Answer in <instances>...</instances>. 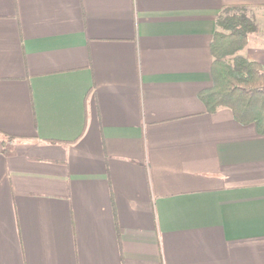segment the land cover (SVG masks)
Here are the masks:
<instances>
[{
	"label": "crops",
	"instance_id": "obj_1",
	"mask_svg": "<svg viewBox=\"0 0 264 264\" xmlns=\"http://www.w3.org/2000/svg\"><path fill=\"white\" fill-rule=\"evenodd\" d=\"M225 10L264 0H0V264H264V135L199 97Z\"/></svg>",
	"mask_w": 264,
	"mask_h": 264
},
{
	"label": "trees",
	"instance_id": "obj_2",
	"mask_svg": "<svg viewBox=\"0 0 264 264\" xmlns=\"http://www.w3.org/2000/svg\"><path fill=\"white\" fill-rule=\"evenodd\" d=\"M229 11L225 10L217 19L219 31L211 43L212 85L199 97L210 113L219 108L230 109L238 123L253 124L264 135V66L237 54L259 27L246 13ZM14 141L9 136L4 138L3 154L14 155Z\"/></svg>",
	"mask_w": 264,
	"mask_h": 264
},
{
	"label": "rangeland",
	"instance_id": "obj_3",
	"mask_svg": "<svg viewBox=\"0 0 264 264\" xmlns=\"http://www.w3.org/2000/svg\"><path fill=\"white\" fill-rule=\"evenodd\" d=\"M260 20H259V22H257V21H255L256 23H257V25H258V27H259V30H262V31H264V15L263 16H260V18H259ZM223 32H225V33H227L226 31H223ZM259 32V31H258ZM262 39H264V36L263 37H261ZM239 52V51H238ZM230 60V59H229ZM264 66V65H263Z\"/></svg>",
	"mask_w": 264,
	"mask_h": 264
}]
</instances>
